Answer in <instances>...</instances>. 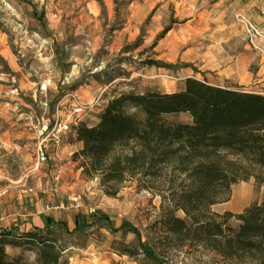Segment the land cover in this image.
Here are the masks:
<instances>
[{"label": "rangeland", "instance_id": "obj_1", "mask_svg": "<svg viewBox=\"0 0 264 264\" xmlns=\"http://www.w3.org/2000/svg\"><path fill=\"white\" fill-rule=\"evenodd\" d=\"M244 21L259 30L256 45L264 51V0H0V187L23 184L22 189L37 190L44 203L47 193L51 196L45 204L49 217L42 225L41 214H37L40 208L20 212L30 214L22 223L40 224L37 229L44 228L46 219L51 222L48 231L42 232L44 240L54 242L47 251L49 264H140L141 257L129 258L119 251L122 245L136 244L133 235L111 232L103 224L80 232L75 228L106 216L113 230L128 222L145 240L152 237L161 201L139 189L135 179L114 186L103 185L99 177L85 176L73 154L57 161L51 143L46 166L30 174L35 160L31 128L43 113L40 104L46 103L51 115L65 92L78 90L81 101L94 105L87 120L93 125L104 101L111 97L130 92H177L188 78L264 95V57L247 44ZM166 28L170 30L161 36ZM24 31L50 43L44 46L43 57L51 49V73L25 47ZM54 75L49 90L39 95L36 86ZM94 88L103 93L99 100ZM15 90L27 107L15 101ZM167 119L190 123L187 114ZM74 142L69 139L63 145ZM56 167H62L63 174L56 191L51 192V173ZM46 188L48 192L42 193ZM73 194L81 198L79 209L68 200ZM263 197L250 179L233 186L229 201L212 211L240 214ZM228 225L236 228L238 222L231 219ZM32 228L29 231L36 230ZM0 249L3 264H43L37 243L11 237L2 241ZM166 254L172 264H234L200 247Z\"/></svg>", "mask_w": 264, "mask_h": 264}, {"label": "trees", "instance_id": "obj_2", "mask_svg": "<svg viewBox=\"0 0 264 264\" xmlns=\"http://www.w3.org/2000/svg\"><path fill=\"white\" fill-rule=\"evenodd\" d=\"M177 114H187L190 123L167 119ZM76 141L82 148L73 161L85 176L114 186L135 179L139 189L161 202L151 238L144 240L128 222L113 230L106 216L75 232L103 224L111 232L131 234L136 244L119 251L141 257L140 264H172L168 250L186 247L234 264H264V197L240 214L212 211L229 201L233 186L250 179L264 196V95L195 78L186 79L177 92L119 94L107 101L95 124H81ZM231 219L236 228L228 225ZM50 226L46 219L43 229L16 236L0 232V245L11 237L37 243L43 264H49L47 251L54 242L44 240L42 232ZM3 257L0 249V264Z\"/></svg>", "mask_w": 264, "mask_h": 264}, {"label": "built area", "instance_id": "obj_3", "mask_svg": "<svg viewBox=\"0 0 264 264\" xmlns=\"http://www.w3.org/2000/svg\"><path fill=\"white\" fill-rule=\"evenodd\" d=\"M244 35L247 44L261 52L264 57V51L257 46L258 38L261 34L257 28H255L250 22L244 21L243 23ZM22 38L25 47L28 50H32L36 53L38 58H44L43 48L48 45V42H41L35 34H29L27 31L22 33ZM20 54V53H19ZM50 82L48 80L41 82L37 85V93L44 95L49 90ZM100 93L98 99H100ZM40 108L44 113L39 119H36V123L32 126L33 140L31 142V151L34 155V166L30 169V174L38 171L47 164L46 150L47 146L55 142L58 145L63 144L69 139L76 140L77 130L83 123H87L89 114L93 111L94 105L88 104L80 100L75 91L65 92L56 104V107L51 115L47 112L46 103H41ZM63 174L62 167H56L51 173L53 181V187L51 192H55L57 186L60 183ZM4 191H0V197L4 194ZM74 209H79L82 206L81 198L78 195L73 194L68 197Z\"/></svg>", "mask_w": 264, "mask_h": 264}, {"label": "crops", "instance_id": "obj_4", "mask_svg": "<svg viewBox=\"0 0 264 264\" xmlns=\"http://www.w3.org/2000/svg\"><path fill=\"white\" fill-rule=\"evenodd\" d=\"M48 45L50 46V43H48ZM19 53H21V52H19ZM52 57L53 56H52L51 49H50V52L47 55V57L38 58V61L42 62L43 68L45 70H48V72H50V73H51V70L49 69L50 67L48 65V62L50 61L49 59H51ZM18 69H19V71L21 70L20 67H18ZM55 76L56 75L52 76V78H48V79H45L43 81L48 80L51 83L52 80H54ZM23 78H24V75H21V78H19V80H18V87L20 89V93L22 92L21 89H22ZM58 82H60V79L58 80ZM61 84H63V82H61ZM36 88H37V86H36ZM92 90H94L96 93H99V94L102 93L100 88H94ZM74 91L77 93L78 90H74ZM15 95L17 97L19 95V92L17 90H15ZM32 98L34 99L33 96H32ZM15 101H17L19 104H21L24 107L28 106V104L24 103L21 100V98H19V97L16 98ZM106 103H107V100L104 101V104H106ZM42 112L44 113L43 110H42ZM32 139H33V134H32ZM50 145L53 146V148H54V151H55L54 156L57 159V161L62 160L66 154L72 155L82 148V144L77 142L76 140L73 144H71V145L67 144V146H64L63 144L58 145L55 142H52ZM46 154H47V152H46ZM47 160H49L48 155H47ZM13 183L17 184L18 182H13ZM22 187H23V184L18 185V186H8L7 185V186L0 187V191L5 192L0 197V231L5 230V231H12V232H16V231L23 232V231H29V229L33 230L32 227H34L35 229H37V227H40V224H34L33 226H28V223H24V224L22 223L23 221H27L25 218L26 216H30V214L24 215V214L20 213V212H22V210L24 208H25V210H29V209L34 210L35 209L37 211L41 209V211H39V213H37V214H41L40 216L42 217V221H41V219L39 220V222H41V225H42L43 220L46 217H49V215L46 213V210H48L47 209L48 206L45 205L51 199L50 198L51 196L47 193L48 189L46 188L45 191L44 190L42 191V193H47V197L45 198L47 203H44L42 201V199L41 200L38 199L37 194L35 193L37 190L35 192H32L31 189H22ZM38 191H40V190H38ZM31 192L33 194H29ZM58 208H60V205H56V209H58ZM19 218H20V220H18ZM33 221H36V219L34 218ZM29 227H31V228H29Z\"/></svg>", "mask_w": 264, "mask_h": 264}]
</instances>
